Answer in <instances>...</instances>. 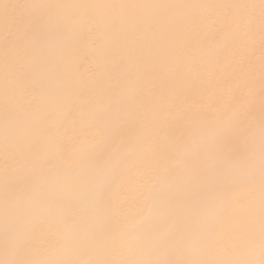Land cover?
Instances as JSON below:
<instances>
[{
    "label": "snow or ice",
    "instance_id": "snow-or-ice-1",
    "mask_svg": "<svg viewBox=\"0 0 264 264\" xmlns=\"http://www.w3.org/2000/svg\"><path fill=\"white\" fill-rule=\"evenodd\" d=\"M0 264H264V0H0Z\"/></svg>",
    "mask_w": 264,
    "mask_h": 264
}]
</instances>
